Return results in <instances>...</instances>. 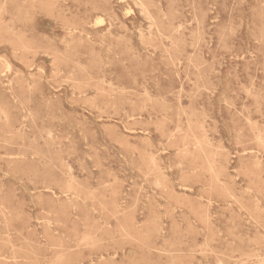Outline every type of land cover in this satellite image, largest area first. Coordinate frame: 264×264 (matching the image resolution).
Segmentation results:
<instances>
[{
  "label": "rangeland",
  "instance_id": "374dc122",
  "mask_svg": "<svg viewBox=\"0 0 264 264\" xmlns=\"http://www.w3.org/2000/svg\"><path fill=\"white\" fill-rule=\"evenodd\" d=\"M0 264H264V0H0Z\"/></svg>",
  "mask_w": 264,
  "mask_h": 264
},
{
  "label": "bare ground",
  "instance_id": "6f19581e",
  "mask_svg": "<svg viewBox=\"0 0 264 264\" xmlns=\"http://www.w3.org/2000/svg\"><path fill=\"white\" fill-rule=\"evenodd\" d=\"M127 12H129V11H127ZM125 13V12H124ZM127 15V14H126ZM98 20V19H97ZM99 22H100V19H99ZM9 65V64H8Z\"/></svg>",
  "mask_w": 264,
  "mask_h": 264
}]
</instances>
